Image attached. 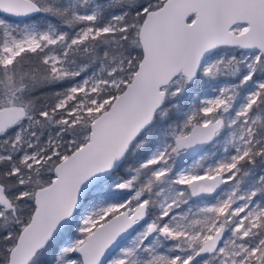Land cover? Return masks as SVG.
<instances>
[{
    "label": "rangeland",
    "instance_id": "rangeland-1",
    "mask_svg": "<svg viewBox=\"0 0 264 264\" xmlns=\"http://www.w3.org/2000/svg\"><path fill=\"white\" fill-rule=\"evenodd\" d=\"M62 1L74 17L81 19L82 24L69 38L67 33L72 26L59 28L45 13L25 21H15L0 14L4 32L0 44V66L11 64L27 50L43 52L45 68L67 85L65 92L59 94L48 124L28 118L26 108L22 106V117L10 128L13 139L24 146L21 162L26 167L34 166L42 157L46 158V150L58 153L63 142H71L72 139L65 138L64 122H74L70 119L80 116L79 111L101 110L114 97L108 93L109 89L126 82L122 72L128 61L124 63L121 58H106L104 51L100 57L85 59L83 52L88 47H80L87 37L120 28L118 21L122 13L119 10L105 13L103 0ZM245 28L246 25L237 24L233 30L239 32ZM236 49L219 46L206 56L195 78L188 80L179 74L170 82V91L176 92L182 80H195L192 84L194 88L185 93L187 104L176 107L180 116L179 134L187 133L194 123L218 117L222 119L219 132L226 128L225 132L216 135L200 155L181 163L178 158L181 151L175 147V135L162 131L142 161L151 164L145 180L146 185L151 181L155 183L153 193L143 195L138 187L133 186L132 177L123 179L113 172L109 173L93 186L83 204L73 213L69 223L73 224L75 232H67L68 223L56 233L60 240L54 264H81L76 247L86 234L108 216L125 208L131 212L140 203H146V219L105 264H185L201 242L219 226H223L225 232L221 246L196 264H251V259L255 257L257 260L253 264L258 261L264 264V249L262 255L257 256V245L248 239L253 235L252 228L261 222L264 215V191H259L264 185L263 174L252 170L243 183L244 174L239 173L237 167V160L249 152L260 138L255 134L254 127L260 118V109L253 111L252 104L262 92L264 74L248 83L246 81L259 64L260 57L263 61L264 57L260 51ZM224 68L227 69L223 71ZM2 81L4 95L9 97L5 106H15L11 96L20 92L13 89L9 81L6 83L5 75ZM170 83L163 87L165 92ZM6 135L5 132L0 134L3 137ZM64 156L66 154L61 158ZM2 157L10 159L8 154L0 153ZM10 167L11 173L17 171L15 165ZM218 172L226 180L223 188L204 198L191 197L186 186L188 180ZM12 181L8 184L10 192L15 189L14 179ZM260 242L264 244V239ZM212 255L214 261L210 258ZM27 264L35 262L32 259Z\"/></svg>",
    "mask_w": 264,
    "mask_h": 264
},
{
    "label": "water",
    "instance_id": "water-1",
    "mask_svg": "<svg viewBox=\"0 0 264 264\" xmlns=\"http://www.w3.org/2000/svg\"><path fill=\"white\" fill-rule=\"evenodd\" d=\"M40 13L34 0H0V14L24 21ZM237 24L246 25L235 31ZM141 58L131 79L89 125L85 141L53 166L49 183L33 192L34 209L8 252L5 264H27L73 217L93 186L116 171L135 137L148 127L164 102L163 87L177 75L196 77L206 56L226 45L260 51L264 57V0H163L145 11L137 32ZM22 106L0 107V134L22 117ZM222 127L221 117L194 123L174 137L181 163L200 155ZM221 173L187 181L193 198L225 186ZM9 206L0 185V208ZM146 203L126 208L88 232L76 247L81 264H105L145 219ZM219 226L185 264H196L221 246ZM255 264H262L256 262Z\"/></svg>",
    "mask_w": 264,
    "mask_h": 264
},
{
    "label": "trees",
    "instance_id": "trees-1",
    "mask_svg": "<svg viewBox=\"0 0 264 264\" xmlns=\"http://www.w3.org/2000/svg\"><path fill=\"white\" fill-rule=\"evenodd\" d=\"M34 1L40 6V13H45L59 28L64 25L72 26L67 33V38L71 37L73 31L82 25L80 23L81 19L74 17L62 0ZM94 1L97 2V0ZM103 1L106 4L105 13L112 10H119L122 13L118 21L120 28L115 29L113 32H101L96 36L87 37L80 44V47L81 49L88 47L86 52H83L85 59H91L93 56L100 57L104 51L106 58H121L124 63L128 61L127 67L122 72L126 82L108 91L115 97L129 82L141 58L137 32L145 11L156 8L163 0ZM93 24L95 23L93 22ZM3 39V27L0 25V44ZM226 47L229 48V46ZM236 50L238 51L239 48L237 47ZM43 56V52L27 50L19 54L11 64L0 66V107L5 106L9 99L8 95H4L5 88L2 86L5 75L7 77L6 83L9 81L11 87L20 92V94L11 96L12 103L15 106H25L28 118L48 124L59 94L65 92L67 85L60 82L56 75L45 68L42 62ZM236 59L237 57L233 61H236ZM261 59L260 57V62L246 81L247 83L251 79L263 76L264 61ZM225 69L227 68H224L223 71ZM238 78L239 75L236 76V79ZM193 83H195V80L190 82L182 80L176 92L170 91L171 83L167 86L163 105L155 112L152 123L133 139L125 159L119 168L113 171L114 175L117 174L123 179L132 177L133 186L138 187L143 195L150 196L155 189V183L152 184L151 181L150 184L146 185L145 176L149 175L151 164H144L142 161L146 159L148 152L156 144L158 135L162 131L172 135L179 134L180 116L177 114L176 107H183L187 104L184 100L185 93L194 88ZM174 102L177 104L173 105ZM109 103H106L102 109H106ZM258 108L260 109V118L255 122L254 127L255 134H258L260 138L250 148L249 152L237 160L238 171L244 174L242 176L243 183L248 180L252 170L263 174L262 179L264 181V86L254 104H252L253 111ZM102 109L95 112L79 111L80 116L70 114L72 116L70 120H74V122H64V129H66L64 133L65 138H70L72 141L68 142L66 140L63 142L58 148V153H52L51 149L46 150L44 153L46 158L42 157L31 167H26L21 162L24 146L13 139V136L9 133L10 128L5 131L7 137L0 136V153L10 156L9 160L3 157L0 158V185L3 187V192L9 201L8 207L0 208V264L6 263L9 249L14 244L21 228L31 216L34 209L33 192L50 182L53 177V166L61 159V155H67L85 141L84 136L89 132L90 122ZM225 129L220 131L219 135H222ZM11 164L17 167V171L14 173H11ZM35 165L37 166L36 169ZM247 169L248 171H246ZM12 179H14L13 186L15 189L10 192L8 184L13 182ZM19 179H21L20 182ZM21 191L24 193L21 194ZM259 191H264V185ZM66 228L69 234L75 232L72 223H69ZM252 229L253 235L248 236V239L252 244L257 245L256 255L259 256L262 255L264 249L263 242H260V239H264V215L261 222ZM57 234L32 258L35 264H54V257L60 240ZM210 258L214 261L213 255ZM256 260V257L252 258L251 264ZM155 264L166 263L156 262Z\"/></svg>",
    "mask_w": 264,
    "mask_h": 264
},
{
    "label": "flooded vegetation",
    "instance_id": "flooded-vegetation-1",
    "mask_svg": "<svg viewBox=\"0 0 264 264\" xmlns=\"http://www.w3.org/2000/svg\"><path fill=\"white\" fill-rule=\"evenodd\" d=\"M24 21H25V20H24ZM164 92H165V91H164ZM164 97H165V96H164ZM219 133H220V132L218 131V132L216 133V135L219 136ZM178 135H179V134H178ZM216 135H215V137H216ZM175 136H176V135H175ZM211 143H212V141H211L209 144H211ZM209 144H208V145H209ZM208 145H207V146H208ZM212 194H214V193H212ZM191 197H192V196H191ZM192 198H193V197H192ZM190 200H191V199H190ZM138 206H139V205H138ZM138 206H137V207H138ZM125 209H126V208H125ZM127 209H128V208H127ZM123 210H124V209H123ZM129 212H130V211H129ZM146 213H147V206H146ZM112 215H113V214H112ZM110 216H111V215H110ZM110 216H108V217H110ZM108 217H107V218H108ZM107 218H106V219H107ZM145 219H146V214H145ZM145 219H144V220H145ZM144 220H143V221H144ZM104 221H105V220H104ZM199 246H200V245H199ZM199 246H198V247H199ZM198 247H197V248H198ZM207 256H208V255H207Z\"/></svg>",
    "mask_w": 264,
    "mask_h": 264
}]
</instances>
